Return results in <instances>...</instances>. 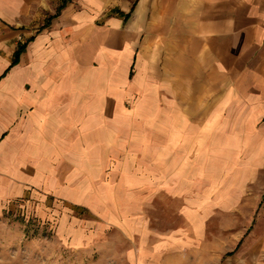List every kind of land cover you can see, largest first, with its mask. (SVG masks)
<instances>
[{
	"label": "crops",
	"instance_id": "0c3cea01",
	"mask_svg": "<svg viewBox=\"0 0 264 264\" xmlns=\"http://www.w3.org/2000/svg\"><path fill=\"white\" fill-rule=\"evenodd\" d=\"M259 172L264 0H0V207L41 191L43 218L45 196L81 208L111 189L109 238L70 216L56 228L109 262L61 263L264 264ZM162 191L182 226L130 210ZM211 218L241 229L212 241Z\"/></svg>",
	"mask_w": 264,
	"mask_h": 264
},
{
	"label": "rangeland",
	"instance_id": "374dc122",
	"mask_svg": "<svg viewBox=\"0 0 264 264\" xmlns=\"http://www.w3.org/2000/svg\"><path fill=\"white\" fill-rule=\"evenodd\" d=\"M213 174L215 175H211V178H216L218 175L217 173ZM259 174H261L257 178L259 185L256 188L252 186L247 189L252 193L257 190L258 195H264V186H260L264 179V173L259 172ZM228 180L230 179H227V182ZM109 190L111 191L109 186L101 184L96 188H86L84 190L86 195L89 197L90 191H92V194L97 197V202L83 203L81 208L75 207L57 196H45L43 218L41 217V203H39L41 191L34 193L37 197L32 198V193L29 191L23 196H18L2 204L0 207V264H63L61 262H78L80 257L83 262H109V256L107 257L109 252L99 247L81 253L73 252L67 248L63 249L56 234L58 221L70 216L69 223L75 222L76 228L82 223V228L102 230L109 238V224H107L109 223ZM216 190L217 188H214L215 192ZM117 192L118 190L114 188L115 195ZM214 194L210 195L211 200L216 198ZM136 202L132 201L129 204L130 210L137 212L140 209L141 216L144 213L146 217V225L151 228L162 231L168 227L183 225V220L180 217L182 208L180 199L178 201L175 198L171 199L170 195L164 191L158 196H149V201L145 203ZM263 205L264 203L259 206V210L264 209ZM112 209H116V207H112ZM260 221L264 222V219ZM238 222L240 223L241 220L211 218L208 222L209 227L211 233H215L210 235L211 240L217 241L221 238L216 231L220 225L239 231L241 226L237 224ZM233 236H236L235 233Z\"/></svg>",
	"mask_w": 264,
	"mask_h": 264
},
{
	"label": "trees",
	"instance_id": "16d2710c",
	"mask_svg": "<svg viewBox=\"0 0 264 264\" xmlns=\"http://www.w3.org/2000/svg\"><path fill=\"white\" fill-rule=\"evenodd\" d=\"M22 49H23V46H19V47H18L17 51H16L15 54H14L13 63L16 62V60H17V56H18L19 52H20Z\"/></svg>",
	"mask_w": 264,
	"mask_h": 264
}]
</instances>
